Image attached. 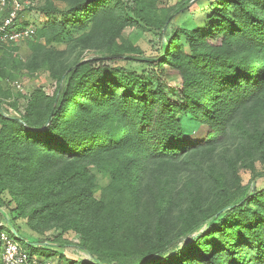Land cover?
<instances>
[{"label":"trees","instance_id":"trees-1","mask_svg":"<svg viewBox=\"0 0 264 264\" xmlns=\"http://www.w3.org/2000/svg\"><path fill=\"white\" fill-rule=\"evenodd\" d=\"M209 4L210 21L204 29L178 28L165 42L163 56L136 61L159 71L154 89L143 75L105 63L139 54L129 43L67 67L53 93L34 91L19 117L0 111V208L13 224L18 216L39 234L51 228L73 231L82 238L76 246L93 255L95 264H126L121 261L146 252L151 259L138 264H186L190 259L191 264H264V191H248L234 208L217 212L214 222L207 225L213 215L206 219L209 246L193 239L168 254L170 240L148 251L124 236L132 217L123 206L136 205V191L147 173L163 168L161 189L166 194L182 158L190 150L218 145L240 115L250 122L252 151L264 158V0ZM67 12L81 19L51 25L81 29L90 20L109 29L120 20L124 25L133 22L121 0H72ZM142 18L163 31L169 21ZM6 47L0 46V52ZM166 66L180 76V100L165 91ZM184 118L196 125L200 139L188 137ZM92 168L107 178L99 197ZM208 175L223 191V174ZM199 199L192 195L191 206ZM3 229L13 235L5 223ZM16 239L30 255L49 259L54 252L32 246L20 235ZM247 240L254 242L249 246L255 251L235 250Z\"/></svg>","mask_w":264,"mask_h":264},{"label":"rangeland","instance_id":"rangeland-1","mask_svg":"<svg viewBox=\"0 0 264 264\" xmlns=\"http://www.w3.org/2000/svg\"><path fill=\"white\" fill-rule=\"evenodd\" d=\"M71 1L33 0L30 9L23 12L22 20L32 23L36 32L29 41L18 42L0 52V111L19 117L34 91L42 89L51 95L61 73L67 67L71 69L78 60L108 55L115 49L127 47L129 43L139 49V54H127L150 58L163 56V43L171 39L178 28L197 30L206 27L211 14L209 3L215 0H141L140 5L132 0H121L124 12L133 21L129 24L124 25L120 20L117 25L103 29L87 20L81 29L70 26L66 28V25L52 26V21L63 23L81 19L75 13L67 12ZM185 1L188 4L180 7ZM145 16L150 20L153 17L170 19L163 31L144 20L142 17ZM19 26L23 27L24 23ZM105 63L133 70L145 77L151 89L155 88L159 71L152 66L123 58ZM165 69V91L172 100H180V76L169 66ZM60 81L64 84V76ZM183 127L188 137H202L190 118H184ZM249 131L250 122L240 115L233 131L218 145L190 150L182 158L177 174L168 183L170 190L164 195L161 189L163 168L156 166L155 171L148 172L139 191H136V205L126 202L123 206L122 211H131L132 217L131 225L124 232V236L141 243L142 249L148 251L155 245H162L170 240L166 247L168 254L185 247L193 239L207 246L212 244V239H205L208 233L205 220L212 215H216V219L217 212L223 213L234 208L239 199L245 200L243 196L248 191H264V158H256L257 153L252 151V144L248 139ZM92 172L96 177L95 196L99 197L107 178L98 168H92ZM216 172L223 174V191H219L209 178V173L213 175ZM192 195L200 196L193 206L190 203ZM249 206L256 207L252 203ZM4 211L10 219L7 211ZM261 213L264 214V209ZM0 221L6 224L4 218H0ZM13 226L32 246H41L47 251L52 249L54 252L49 260L53 264H68L64 257L78 264H95L96 258L93 255L76 246L82 243V238L73 231L51 228L39 234L27 225V219L18 216ZM56 239H61V242H56ZM63 240L71 244L66 245ZM249 244L254 246V242L242 241L235 246V250L245 253L249 248L251 251L253 247ZM149 256V252L136 254L121 262L138 264L147 259L149 261ZM236 257L240 258L241 255L237 254ZM191 262V259L186 260V264ZM230 263L228 261L225 264ZM241 264L248 262L245 260Z\"/></svg>","mask_w":264,"mask_h":264},{"label":"built area","instance_id":"built-area-1","mask_svg":"<svg viewBox=\"0 0 264 264\" xmlns=\"http://www.w3.org/2000/svg\"><path fill=\"white\" fill-rule=\"evenodd\" d=\"M33 0H0V46H13L31 39L35 34L32 23H23V12L29 10ZM0 221V258L2 264H53L49 259L30 255L17 241V237L3 229Z\"/></svg>","mask_w":264,"mask_h":264},{"label":"water","instance_id":"water-1","mask_svg":"<svg viewBox=\"0 0 264 264\" xmlns=\"http://www.w3.org/2000/svg\"><path fill=\"white\" fill-rule=\"evenodd\" d=\"M192 1H194V0H192ZM169 19H170V17L168 18V20ZM165 48H166L165 43H163V51L165 50ZM122 58L126 59V60H133V61H144V60H148L149 59L148 57H139V56H136V55H123ZM0 213L2 214L4 220L6 221V226L8 227V229L12 232V234L14 236L19 238L18 232L15 230V228H14L11 220L9 219L8 215L6 214V212L3 209L0 208ZM215 217H216V215H213L210 218V220H209L207 225H209L210 222L215 219Z\"/></svg>","mask_w":264,"mask_h":264}]
</instances>
